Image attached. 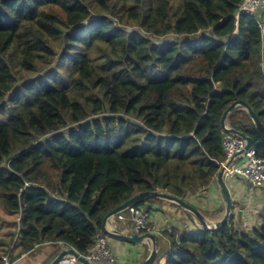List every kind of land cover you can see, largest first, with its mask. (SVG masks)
Listing matches in <instances>:
<instances>
[{
	"label": "trees",
	"instance_id": "16d2710c",
	"mask_svg": "<svg viewBox=\"0 0 264 264\" xmlns=\"http://www.w3.org/2000/svg\"><path fill=\"white\" fill-rule=\"evenodd\" d=\"M242 1L0 0V264L17 244L86 254L134 195L210 186L226 109L245 101L264 125V40L252 16L235 34ZM227 122L264 158L247 110ZM154 200L134 206L152 216ZM260 220L171 232L152 264H264Z\"/></svg>",
	"mask_w": 264,
	"mask_h": 264
},
{
	"label": "crops",
	"instance_id": "0c3cea01",
	"mask_svg": "<svg viewBox=\"0 0 264 264\" xmlns=\"http://www.w3.org/2000/svg\"><path fill=\"white\" fill-rule=\"evenodd\" d=\"M241 177L242 176L235 177L234 179H232L231 184L228 185L232 194V198L234 200V206L236 202H239L241 204V209L244 207L245 212L246 210L250 209L253 213V223H250V226L253 227L260 222V214L264 210V186L251 189L250 183L243 177L242 179H239ZM196 195L202 196L201 198H208V202L205 204V206L210 209L219 205H224V200L221 196L220 188L216 181V176L214 177L208 188L202 190L200 194L198 193L192 196ZM171 203L173 202L168 201L160 205L158 203L152 204L156 211L154 214H152V223L148 226L150 232L154 233L157 237L156 240L159 241L161 249L168 248L170 244L169 241L168 246L162 247V242L159 240V237H163L165 240H168L165 238L166 236L163 232L166 228L171 226L173 232L179 233L186 231L196 232L199 228L197 224L190 227L188 226L196 223L195 218L190 214L189 211ZM184 212H187L189 214L188 219L185 216ZM246 216L247 214L245 215V217ZM182 217H185L184 221L181 220ZM129 219L131 220V225L128 223ZM134 223L135 222L131 214L128 213L125 222L117 220L116 217L112 218V220L110 218L109 223L107 224V228L112 230L114 229L120 232L131 233L134 229ZM156 232H160L158 233L159 235ZM108 241L114 253V260L112 262H101L96 264H140L146 259L147 249H149V247H147L149 246L148 244L152 243L151 240L140 243H127L110 236H108ZM66 247L67 246L62 245L60 242L49 241L36 245L30 251L20 252V246L19 244H17V247H15V249L11 253L10 259H8L5 264H50L62 250L67 249Z\"/></svg>",
	"mask_w": 264,
	"mask_h": 264
},
{
	"label": "built area",
	"instance_id": "2783aa9c",
	"mask_svg": "<svg viewBox=\"0 0 264 264\" xmlns=\"http://www.w3.org/2000/svg\"><path fill=\"white\" fill-rule=\"evenodd\" d=\"M243 16H252L257 20L262 39L264 40V0L242 1L236 12L235 34L239 32ZM246 145L247 141L242 136L233 132H225L222 141L225 156L219 163L220 169H224V177L226 180L242 176L250 183L251 189H255L264 186V158L258 155L254 146L250 149H246ZM128 213L131 214L135 222L133 232L142 234L150 231L147 224L149 223L151 214L148 210L131 205L125 210L118 212L116 214V219L125 222ZM169 231H172V229ZM60 243L67 246L66 248L70 247L64 242L60 241ZM82 255L89 259L93 264L112 262L114 260V253L109 245L108 235L105 233L99 234L96 246L88 253ZM162 261H164V258ZM58 264L83 263L80 262L75 255L69 254Z\"/></svg>",
	"mask_w": 264,
	"mask_h": 264
},
{
	"label": "water",
	"instance_id": "95a60500",
	"mask_svg": "<svg viewBox=\"0 0 264 264\" xmlns=\"http://www.w3.org/2000/svg\"><path fill=\"white\" fill-rule=\"evenodd\" d=\"M238 106H242L245 110L248 111V113L251 116L253 122L255 123L257 129L259 130V133L261 134V136L264 139V125H263L262 121L260 120L258 114L254 111V109L247 102L242 101V100L234 102L233 104H231L226 109V111L224 112V114L222 116L221 126H222V129L224 130V132H233V133H236V134L242 136L243 138H245L247 141L246 149H250L253 147V145L255 143L254 138L251 137L250 135L244 133L243 131H240V130L233 128L227 122L228 115L232 112V110L234 108H236ZM216 181H217L218 186L220 188L221 196L225 202L226 213H225V217L222 220L218 221L217 224L213 227H210V226L206 225L205 223H203V226H204L203 228L206 230H209V229L216 230V229H219V228L226 226L228 224L229 218L232 216V209L234 207V200L232 198V194L230 192L229 185H228L227 181L225 180L223 168L220 169L219 172L217 173ZM153 197L162 198V199L174 202L176 204H179L185 210L194 212L199 218L202 217L200 210L197 207H195L194 205L187 202V200L179 198V197L174 196L172 194H168V193L161 191V190L146 191V192L138 193V194L134 195L133 197L129 198L128 200H126L125 202H123L122 204H120L119 206H117L115 209H113L104 218L103 231L105 232V234H107L108 236H110L112 238H117V239H120V240L127 242V243L128 242L129 243H140V242L147 241L149 239L152 240L153 247H152V250L150 252V255L141 264H152L157 257V254L160 250V243L158 240H156L155 234L151 233V232H146V233H142V234H138L136 232H131V233L120 232V231H116L114 229L113 230L108 229L107 224L109 223V219L116 217V214L118 212L125 210L126 208H128L131 205L137 204V203L142 202L148 198H153ZM69 254L75 255L78 258V260L80 262H82L83 264H93L89 259H87L84 255H82L78 250H76L73 247L62 250L58 254V256L50 264H58L65 256H67Z\"/></svg>",
	"mask_w": 264,
	"mask_h": 264
},
{
	"label": "rangeland",
	"instance_id": "374dc122",
	"mask_svg": "<svg viewBox=\"0 0 264 264\" xmlns=\"http://www.w3.org/2000/svg\"><path fill=\"white\" fill-rule=\"evenodd\" d=\"M31 75L32 74H30V76ZM238 177H240V176H238ZM232 179H234V178L228 179L227 183L231 184ZM239 179H242V177L239 178ZM201 197L202 196H197L196 195V196H192V197H187V199H186L187 202H189L190 204H192L195 207H197L198 209H200V213H201V216H202L201 218H199L194 212L189 211L190 214L195 218V222H196L194 224L188 225L189 227L190 226H194L196 224L198 225V227H200V226H203V223H205L206 225H208L210 227H213V226H215L217 224L218 221L222 220L225 217V213H226L225 202H224V205H219V206H216V207L210 209V208L205 206V204L208 202V198H201ZM161 200L164 201L165 199L161 198ZM149 202H151V201H149ZM164 202H168V200H165ZM164 202H162V203H164ZM151 203H156V201L154 200ZM162 203H160V204H162ZM144 205H146V203ZM240 211H241V215H240ZM0 212L2 214V217L6 218L7 220L9 219V215L4 213V210H3V208L1 206H0ZM154 213H155V211H153V214ZM184 214H185V216L188 219V215L189 214L187 212H184ZM246 214H247V216L245 217ZM253 217H254L253 213L251 212L250 209L246 210V212H245V208L243 207L241 209V204L239 202H236L235 206L232 209V216L229 218L228 224L232 223V224H235V225H237L239 227L250 229V228H252V226H250V223H253ZM18 220L20 221L19 218H18ZM181 220L184 221L185 217H182ZM260 222H261V220H260ZM184 223H186V222H184ZM6 224H7V221H6ZM167 225H169V224H167ZM167 225H164V226H167ZM6 228H8V226L0 227V238L3 237V235L5 234ZM17 229H19V227ZM160 229H165V228H160ZM170 229H171V226L168 227L165 231H163L165 233V236H166L165 238L168 239V240H165L163 237H159L158 236L160 238L159 240L162 242V247H166L169 244V238H170L169 230ZM156 233L158 234L160 232H156ZM148 245L149 246H147V247H149L150 252H151L152 247H153V243H149Z\"/></svg>",
	"mask_w": 264,
	"mask_h": 264
},
{
	"label": "clouds",
	"instance_id": "9594fccd",
	"mask_svg": "<svg viewBox=\"0 0 264 264\" xmlns=\"http://www.w3.org/2000/svg\"><path fill=\"white\" fill-rule=\"evenodd\" d=\"M254 146V145H253ZM220 170V169H219ZM219 172V171H218ZM217 175V174H216ZM227 182H228V180H226ZM203 227V226H202ZM167 229V228H166ZM165 229V230H166ZM150 232V231H149ZM171 232H173V230L172 231H169V233H171ZM144 233H146V232H144ZM149 240H151V239H149ZM152 241V240H151Z\"/></svg>",
	"mask_w": 264,
	"mask_h": 264
},
{
	"label": "bare ground",
	"instance_id": "6f19581e",
	"mask_svg": "<svg viewBox=\"0 0 264 264\" xmlns=\"http://www.w3.org/2000/svg\"><path fill=\"white\" fill-rule=\"evenodd\" d=\"M51 27H53V26H51ZM54 31V30H53ZM112 220V219H111Z\"/></svg>",
	"mask_w": 264,
	"mask_h": 264
}]
</instances>
